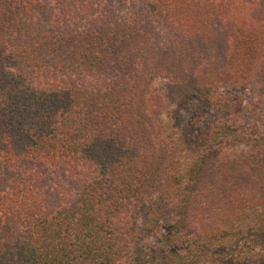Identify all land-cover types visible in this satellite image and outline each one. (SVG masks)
<instances>
[{
	"label": "trees",
	"instance_id": "trees-1",
	"mask_svg": "<svg viewBox=\"0 0 264 264\" xmlns=\"http://www.w3.org/2000/svg\"><path fill=\"white\" fill-rule=\"evenodd\" d=\"M244 89L264 0H0V264H264V125L167 109Z\"/></svg>",
	"mask_w": 264,
	"mask_h": 264
},
{
	"label": "rangeland",
	"instance_id": "rangeland-1",
	"mask_svg": "<svg viewBox=\"0 0 264 264\" xmlns=\"http://www.w3.org/2000/svg\"><path fill=\"white\" fill-rule=\"evenodd\" d=\"M154 86L156 87L158 92L170 91L171 95H174L173 89H175V87L173 86V84L169 83L165 79L155 80ZM252 89H244L237 95L230 94L228 98L226 97V95H224V97H222L221 99L219 100L217 99L216 101H211V103L206 104V101H205L204 110H202L201 107L199 108L193 107L197 103L199 105H202L201 100H198L197 98L194 99L186 94L179 95L178 93H175L176 96H173L172 99H170V97L168 98V104H167V107H168L167 109H173V116L171 120L176 123V126L174 129L177 130L180 126H182L183 122L187 124L188 119L192 118L194 121H196L195 122V132H197L199 128L204 127L206 121H209V117L210 118L217 117L213 113L217 110V108L220 109V106H224V104H226L227 101L230 102V110L234 114V116H238V114L241 113L240 112L241 103L246 106L247 108L246 110L248 112L245 110L246 113H244L243 117L241 118V121H242L241 123L243 124L242 128L244 126H247L246 123L250 124L252 121H257L259 125L262 122V124L260 125V127L262 128L264 125V93L259 94V93L254 92ZM254 89L257 90L256 87H254ZM213 102H216L217 106H215ZM167 109H164L163 115L165 114V111ZM201 113H203V117ZM178 114L180 115L179 117H178ZM218 114L220 116H224L225 113L224 111H219ZM247 117L249 118L247 119ZM203 118H207V119L204 120ZM246 131L248 133H252L254 131L253 125L250 127H247ZM192 132H193V135H195L194 130ZM172 135L175 136L176 132H173ZM158 235H159V230L149 235V237L145 241V244L147 245V247L159 248L161 246L160 244L157 243Z\"/></svg>",
	"mask_w": 264,
	"mask_h": 264
}]
</instances>
